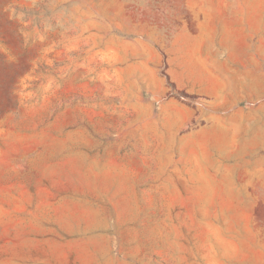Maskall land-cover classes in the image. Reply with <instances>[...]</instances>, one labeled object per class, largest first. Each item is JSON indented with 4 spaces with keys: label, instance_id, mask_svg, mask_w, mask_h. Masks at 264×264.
<instances>
[{
    "label": "rangeland",
    "instance_id": "rangeland-1",
    "mask_svg": "<svg viewBox=\"0 0 264 264\" xmlns=\"http://www.w3.org/2000/svg\"><path fill=\"white\" fill-rule=\"evenodd\" d=\"M0 264H264V0H0Z\"/></svg>",
    "mask_w": 264,
    "mask_h": 264
}]
</instances>
